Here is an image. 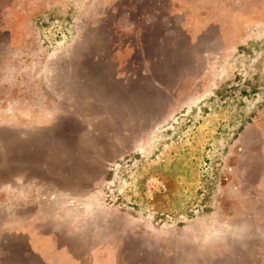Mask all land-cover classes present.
<instances>
[{"label": "rangeland", "instance_id": "374dc122", "mask_svg": "<svg viewBox=\"0 0 264 264\" xmlns=\"http://www.w3.org/2000/svg\"><path fill=\"white\" fill-rule=\"evenodd\" d=\"M0 264H264V0H0Z\"/></svg>", "mask_w": 264, "mask_h": 264}, {"label": "crops", "instance_id": "0c3cea01", "mask_svg": "<svg viewBox=\"0 0 264 264\" xmlns=\"http://www.w3.org/2000/svg\"><path fill=\"white\" fill-rule=\"evenodd\" d=\"M32 243H35V246L38 244L37 240L35 237L32 238ZM53 259V258H52Z\"/></svg>", "mask_w": 264, "mask_h": 264}]
</instances>
